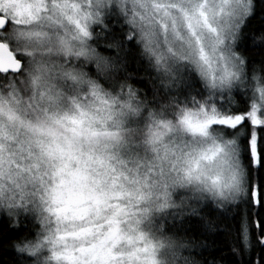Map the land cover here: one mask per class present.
Wrapping results in <instances>:
<instances>
[{"label": "snow or ice", "instance_id": "1", "mask_svg": "<svg viewBox=\"0 0 264 264\" xmlns=\"http://www.w3.org/2000/svg\"><path fill=\"white\" fill-rule=\"evenodd\" d=\"M127 4L0 0V213L13 227L21 207L55 224L0 264H32L45 245L57 264H152L151 241L121 227L132 210L120 201L134 193L109 151L123 139L121 117L141 109L153 144L177 128L189 138L174 170L192 194L168 204L164 193V206L181 209L169 230L195 238L202 264H264V19L249 28L264 0ZM53 55L70 95L53 82ZM125 239L129 250L117 252Z\"/></svg>", "mask_w": 264, "mask_h": 264}, {"label": "clouds", "instance_id": "2", "mask_svg": "<svg viewBox=\"0 0 264 264\" xmlns=\"http://www.w3.org/2000/svg\"><path fill=\"white\" fill-rule=\"evenodd\" d=\"M136 0H128L127 6L131 9ZM113 5L116 0H112ZM137 10H139L137 8ZM108 10L105 9V15ZM131 14V13H129ZM121 20L125 21L126 17L121 16ZM92 27H95L94 25ZM95 35L93 34V39ZM92 41L90 40L89 43ZM51 76L53 82L61 87L66 94L70 95V81H63L59 76L58 64L63 63V57L53 55ZM80 61H76V67H80ZM69 64L66 67H71ZM87 70V65H85ZM27 72H31V68H26ZM27 78V77H26ZM138 95L143 98V92L138 91ZM30 93L25 95L28 99ZM147 110L141 109L140 116L134 113H128L121 117L123 121L121 127L122 141L119 144H113L109 151L112 153L113 159L111 163L120 173V181L126 189L134 193L131 200H121L120 203L129 207L132 211L129 217L121 225L123 231L128 235L135 237L137 234H144L152 243L151 259L152 264H202L200 259L194 254L197 251L196 241L194 237L186 233L169 230L170 223L178 222L173 219V213H179L181 209L166 207L164 193L170 196L168 204L180 203L178 197L180 195L190 196L189 188H181L178 184L179 175L174 170L180 165L177 163V155L186 150L185 144L189 139L183 134L179 128L175 132L166 136L163 141L153 144L150 139L148 127L151 121L146 119ZM215 135V133H213ZM84 150L87 152L89 146L85 145ZM75 167V165H73ZM22 194H26L30 189L27 186V177L24 176L19 181ZM143 195V198H141ZM31 208V205H29ZM5 203L0 200V212H6ZM20 217L25 215L31 217L33 221V232L30 237H21V239L12 242L15 251L24 249L26 244H35L37 242V234L40 239L55 230V224L51 223V218L47 225H41L37 214L29 211L25 213L24 208L17 209ZM43 215V214H42ZM42 227L46 230L42 231ZM119 251H128L129 245L127 239L121 240L118 247ZM28 255L27 250L22 253ZM32 264H57L51 258V251L45 245L44 250L38 256H29Z\"/></svg>", "mask_w": 264, "mask_h": 264}, {"label": "trees", "instance_id": "3", "mask_svg": "<svg viewBox=\"0 0 264 264\" xmlns=\"http://www.w3.org/2000/svg\"><path fill=\"white\" fill-rule=\"evenodd\" d=\"M110 19H112L110 17ZM264 19V17H261L259 12H257L256 16H254L249 21V28H260L261 27V20ZM112 27L113 28H119V24L112 19ZM98 30V29H97ZM250 46L249 41H243L241 43V47L245 50L248 49ZM259 56H253L252 60L255 63L259 62ZM132 69H137L136 63H132L130 66ZM89 69H92V66H89ZM94 70V69H92ZM8 217L6 214L2 213L0 214V245H3L0 247V257H3L4 260L11 261L14 257H17L19 254L14 250L12 246V242L17 240V237H22L26 231L33 232V221L31 217L29 216H23L22 217V223L19 225V227H13L12 224L8 223ZM221 229H223V224L220 226ZM217 239L216 236L211 235L208 237L207 244L212 245L213 240ZM213 251H218V249H215V247L212 248ZM226 250V249H225ZM205 256H207V252H205ZM198 257V256H197ZM200 258V257H198ZM211 258L209 257V260Z\"/></svg>", "mask_w": 264, "mask_h": 264}, {"label": "rangeland", "instance_id": "4", "mask_svg": "<svg viewBox=\"0 0 264 264\" xmlns=\"http://www.w3.org/2000/svg\"><path fill=\"white\" fill-rule=\"evenodd\" d=\"M0 214H2V213H0Z\"/></svg>", "mask_w": 264, "mask_h": 264}]
</instances>
